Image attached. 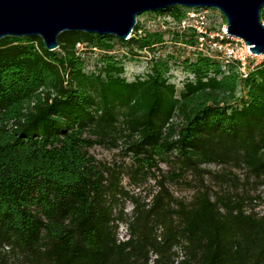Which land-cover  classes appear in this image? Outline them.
I'll return each instance as SVG.
<instances>
[{
	"label": "trees",
	"instance_id": "trees-1",
	"mask_svg": "<svg viewBox=\"0 0 264 264\" xmlns=\"http://www.w3.org/2000/svg\"><path fill=\"white\" fill-rule=\"evenodd\" d=\"M191 11L145 15L176 26L137 20L127 41L65 32L47 51L40 38L0 40V264H264V212L246 209L260 198L246 185L264 186V58L242 78L235 63L197 50L196 32L177 27ZM144 54L147 73L128 82L124 61ZM176 66L191 77L180 90ZM95 145H121L134 178L165 163L203 179L217 164L221 192L201 180L179 201L162 175L151 202L135 199L124 218L123 172L98 162Z\"/></svg>",
	"mask_w": 264,
	"mask_h": 264
},
{
	"label": "water",
	"instance_id": "water-1",
	"mask_svg": "<svg viewBox=\"0 0 264 264\" xmlns=\"http://www.w3.org/2000/svg\"><path fill=\"white\" fill-rule=\"evenodd\" d=\"M173 7L218 11L227 33L255 57H264V0H0V40L40 38L47 51L58 49L65 32L112 36L127 41L137 19Z\"/></svg>",
	"mask_w": 264,
	"mask_h": 264
},
{
	"label": "rangeland",
	"instance_id": "rangeland-1",
	"mask_svg": "<svg viewBox=\"0 0 264 264\" xmlns=\"http://www.w3.org/2000/svg\"><path fill=\"white\" fill-rule=\"evenodd\" d=\"M150 13L144 14L138 18V21L141 24H144V20L147 18L145 15H149ZM208 19L211 24L210 30L216 31L221 28L225 24V20L223 16L215 10L208 9ZM170 15L166 14V20H169ZM171 18V17H170ZM175 26V25H173ZM155 29V28H151ZM80 51L84 50V47L79 46ZM117 50L114 52V55L117 59H122L123 50L121 48H116ZM176 48L171 45H167L166 52H173ZM162 50L159 49L156 51V56L160 54ZM192 50H185V55L190 56ZM98 55V52L91 54L95 58ZM153 57V54L142 56L138 59L125 60L124 67L125 73L123 77L128 81L132 82L134 78L138 75L146 74L148 71V63L147 59ZM264 57H257L254 61L259 64L263 61ZM94 66V62L88 63V70H92ZM171 82L175 83L178 90L182 88V83L185 79L191 78L190 75L184 73L181 67H174L171 70ZM90 154L100 163L106 164L109 167H114L119 170H122L121 177V186L124 191L127 193L126 196H121L119 198L118 206L116 208L117 214H121L122 217L128 218L131 215L134 206V200H138L141 204H149L153 198V196L159 191V186L157 181L161 179L162 175L168 176L166 187L170 193V195L179 201H184L186 203L191 202L192 197L194 196L196 190L201 188V180L204 181V185L208 186L212 189L213 193H220L219 186L213 183L212 176L222 171V167L217 164L205 165L202 169L206 172L203 175V179L201 177H197L194 174L186 173L175 177L174 175L169 174L173 172L174 167L160 163L158 165V170L153 169L155 177L139 175L136 178L133 176L134 171V162L130 154L125 153L124 148L121 145L118 147H108V146H100L95 145L90 149ZM235 174L240 179L241 182L244 180V171L243 170H235ZM241 186L242 183H239ZM237 186V185H236ZM231 186V187H236ZM238 187V186H237ZM247 191L253 197L260 196L259 199L254 200L251 204L246 206L248 212L254 209V211L258 214H262L264 212V186L259 185L255 186V184L249 183L246 185ZM125 226L123 224L119 225L118 236L120 239L125 238Z\"/></svg>",
	"mask_w": 264,
	"mask_h": 264
},
{
	"label": "built area",
	"instance_id": "built-area-1",
	"mask_svg": "<svg viewBox=\"0 0 264 264\" xmlns=\"http://www.w3.org/2000/svg\"><path fill=\"white\" fill-rule=\"evenodd\" d=\"M207 14L208 10L191 11L177 27L194 30L198 36L197 50L208 56L223 59L227 63H235L240 76L246 78L249 71L259 65L258 62L254 61L257 57L250 53L249 48L243 42L228 34H224L227 33L226 24L216 31H211L209 29L211 24ZM168 18L169 20H166L165 16H157V18L153 19L146 18L143 23L147 28L163 27L165 22L176 26L175 22L170 17Z\"/></svg>",
	"mask_w": 264,
	"mask_h": 264
}]
</instances>
